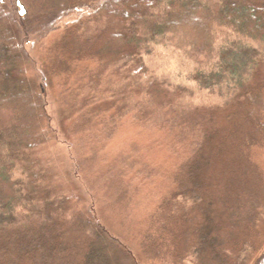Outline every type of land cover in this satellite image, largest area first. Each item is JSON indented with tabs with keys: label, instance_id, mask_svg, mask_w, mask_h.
<instances>
[{
	"label": "trees",
	"instance_id": "obj_1",
	"mask_svg": "<svg viewBox=\"0 0 264 264\" xmlns=\"http://www.w3.org/2000/svg\"><path fill=\"white\" fill-rule=\"evenodd\" d=\"M16 1L24 6L23 15ZM37 1L0 0V264H177L187 238L194 234L195 264H264V227L260 226L264 157L257 160L254 153L256 148L264 151V73L257 79L238 76L239 65L226 67L228 56L223 59L216 49L235 37L264 42V0H47V6L40 8ZM93 18L101 19L103 27L92 43L75 56L62 48L66 57L59 60L55 49L38 54L43 59L37 63L41 69L36 67L37 74L32 73L36 62L30 47L36 39L71 21L69 35L50 46L75 48V40H82L81 26ZM144 43L181 52L194 64V79L203 83L217 77L207 76L205 69L217 67L219 76L233 80L237 102L214 114L213 109L205 111L208 122L217 116L221 123L201 142L192 143L188 157L174 165L165 193L155 194L147 212L134 222L128 211L132 206L131 200L127 202L128 188L114 199L115 215H110L83 188L82 182L88 181L83 172L82 180L75 174L77 181L62 177L60 185H53V176L43 170L33 151L57 136L47 98L52 78L57 79L55 97L70 103L69 112L110 116L114 112L110 107L103 110L94 105L117 98L118 106L123 94L138 85H122L129 77L124 72L119 82L105 84L111 92L103 95L105 86L100 85L114 66L137 54ZM46 63L51 66L47 71ZM70 76L77 81L69 83ZM96 85L99 89L94 90ZM121 89L122 94L117 93ZM81 94L91 97V107L79 108ZM202 129L197 124L191 139ZM74 168L71 162L73 174ZM218 168L222 179L217 183L212 173ZM54 189L65 196L49 203ZM193 194L204 197L206 208L194 221L188 212ZM72 202L81 204L80 209L71 210ZM40 204L46 205L45 210H40ZM245 207L254 208L255 214L232 223L231 215Z\"/></svg>",
	"mask_w": 264,
	"mask_h": 264
},
{
	"label": "rangeland",
	"instance_id": "obj_2",
	"mask_svg": "<svg viewBox=\"0 0 264 264\" xmlns=\"http://www.w3.org/2000/svg\"><path fill=\"white\" fill-rule=\"evenodd\" d=\"M48 2L39 0L36 5L39 8L42 5L46 7L45 3ZM102 27L101 19L88 20L81 26L82 40L80 37H76L78 41L75 40L72 45L75 48L71 49L75 50H71L61 43L57 47L50 46L56 40L60 38L62 40L63 36L69 35L73 28L71 21L64 23L61 30L48 33L42 39H36L30 47V51L35 53L33 60L36 62L32 73L37 74L36 67L41 69V63L38 66L37 63L43 59L38 54L43 55L49 49L52 51L55 49L56 59L59 60L66 57V54H63L64 51L61 50L63 48L75 56L83 46L92 43ZM193 29H190L191 32H195L196 29L194 31ZM75 34L72 40L75 39ZM216 49L223 59L228 56V60H224L226 67L232 68L233 64L239 65L238 76L250 78L255 75V79H257L259 73H264V42L235 37L227 42L217 44ZM58 51L61 52L58 53ZM47 65V63L44 64L46 71L51 67ZM81 65L85 66V64ZM110 72L104 79L103 85H100L102 88L105 86L101 91L103 95L111 92L112 89H107L105 84L119 82V77L123 72L124 77L127 76V73L129 77L125 78L122 85L126 83L129 86H134L137 83L138 86L131 87L123 94L121 106H117L119 101L117 98H109V100L105 98L104 101L96 103L94 107L97 109L104 110L110 107L114 110L112 115L105 116L106 118L102 116L100 118L98 114L94 113L82 115L77 111L76 113L69 112L70 110L66 108L71 106L70 103L65 105L64 98L62 100L64 102H62L61 99L57 101L55 97L57 79L50 80L47 98L49 99L51 119L55 121L57 127V136L50 143L38 146L33 151V156L38 159L43 170L53 176V185H60L62 177L67 181H72L75 179V174L80 180L82 178L80 171L83 172V178L88 179L87 182H82L83 188L88 191L92 200L97 198L99 204L103 205V209L107 210L110 215H115L113 209L116 210L112 202L119 197L124 187L128 188L131 195L127 202L131 200L130 203H132L128 211L132 215L131 220L134 219L133 221L136 222L147 212L150 199L160 191L165 193L164 190L170 184V174L174 165L188 157L193 149L192 143L201 142L213 126L221 123L217 120V116H213L216 119H213L211 123L208 122L207 118L210 115L205 111L213 109L214 112L211 114H214L216 110L227 106L230 102L236 103L237 91L232 84V79L229 80L226 75L219 76L217 67L210 65L204 71L207 76L215 73L217 77L214 80L210 79V83L200 82L199 79H194V64L189 62L181 52L166 45L153 43L140 45L137 54H131L130 58L128 57L114 66ZM116 72L118 75L115 74ZM139 72L141 74L137 76L138 78L131 80V77ZM112 74L113 76H110ZM26 76H31L30 71ZM70 78L68 79L71 84L77 81L74 76H70ZM248 78H245L246 84L250 83ZM90 88H93V84L90 87L86 86L85 90L89 91ZM97 89L99 87L96 85L94 90ZM113 90L115 92V89ZM116 91L122 94V89ZM90 98L81 94L79 108L91 107ZM85 111L89 112V110ZM228 114L229 111L224 114V119L228 117ZM68 115L71 117L68 121H64L63 119ZM70 120L76 122H70ZM197 124L203 129L191 139L196 134L193 129ZM71 125L74 126L71 127ZM262 151L257 148L254 150L255 156L258 157H256L257 160L264 157V151ZM71 162L75 167L74 174L70 172ZM100 169L103 171L99 175L91 176ZM219 171L218 168L212 173L217 183L222 179L218 178ZM75 181L77 180L75 179ZM67 188L69 187L64 188L65 191ZM218 190L219 186L216 188V197ZM64 196L65 194L54 189L47 200L49 203H58ZM188 200V212L194 221L199 217V213L206 210L203 206L204 197L193 194L191 197L189 196ZM80 205L72 202L71 210L80 209ZM43 206L46 205L40 204V210L43 209ZM46 210H48L47 207ZM252 211H254L252 207L239 209L237 214L231 215V222L239 224L243 216L255 214ZM261 221L260 226L263 228L264 220ZM192 232L196 231L193 229ZM195 235H190L189 239L187 238L184 247L185 253L177 261V264H195L197 257ZM232 236L234 235L229 236L227 241ZM232 251L230 254H233ZM230 254L227 256L229 257ZM243 256L247 257V251Z\"/></svg>",
	"mask_w": 264,
	"mask_h": 264
},
{
	"label": "water",
	"instance_id": "obj_3",
	"mask_svg": "<svg viewBox=\"0 0 264 264\" xmlns=\"http://www.w3.org/2000/svg\"><path fill=\"white\" fill-rule=\"evenodd\" d=\"M16 3H17V6L19 7V13H20L21 15H23V14L25 13V8H24V6L21 4L20 1H16Z\"/></svg>",
	"mask_w": 264,
	"mask_h": 264
}]
</instances>
